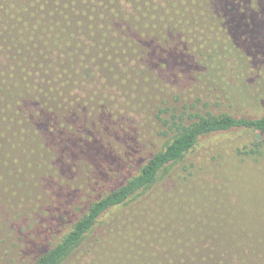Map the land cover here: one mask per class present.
<instances>
[{
  "label": "trees",
  "instance_id": "obj_1",
  "mask_svg": "<svg viewBox=\"0 0 264 264\" xmlns=\"http://www.w3.org/2000/svg\"><path fill=\"white\" fill-rule=\"evenodd\" d=\"M171 1L178 6L184 20L182 32L175 39L170 36L164 44L148 36L142 38L137 44L135 60L161 68L167 84L180 85L178 72L182 73L187 78L182 89L193 93L201 89L203 82L226 73V63L220 59L227 55L236 63L238 59L242 60L241 74H247L243 87L252 84V72L264 64V0ZM19 25H15L17 30ZM11 40L22 59L8 69L0 70V120L6 121L0 125V150H6L4 140L13 148L14 141L24 138L25 129L42 130L41 134L55 151V158L42 180L54 189L50 199L54 218L50 219L55 222L68 214L76 192L91 184L88 180L80 182L78 177L81 171L76 167L83 158L95 167L92 174L103 181L102 185H108L100 196L85 203L84 212L58 239L27 264H63L75 252L79 253L83 264H149L159 249L169 256L160 264H264L263 232L256 235L251 227L240 223V219L232 218L227 223L217 220L215 224L212 219L207 221L204 214L196 217L193 210H188L189 206L182 209L188 204L186 201L176 203V219L153 221L140 209H135L131 214L134 216L130 215L128 220H123L124 215L119 218L180 164L184 171L188 170L187 166L195 167L197 171L219 160L263 154L264 95H255L244 87L238 93L241 97L238 102L220 112L208 110L185 116L186 111L177 113L166 107L160 108L158 115L169 111L163 120L168 128L162 133L165 139L158 149L144 155L134 172L116 179L115 171L129 159L128 153L136 139L132 142L127 133L123 137L112 133L109 139L104 136L108 135L107 104L117 99L111 74L113 65L90 72L89 77H84L85 81L72 80L69 75L52 72L51 68L38 66L39 69L32 71L34 64L27 60L24 37L14 36ZM10 46L11 41L0 36V63L4 65L8 60L4 51ZM206 57L213 58V62L207 61ZM30 73L35 74L40 91H56L57 96L68 104L77 105L76 108L83 112L74 132L52 130L47 123L53 114L46 110H41L39 117L29 114L35 100L23 98L22 94L24 79ZM75 98L86 104L90 98L94 106L90 105L89 109L93 111L79 107ZM16 108L22 112L17 120L13 117L18 115ZM69 112L77 113L73 109ZM11 121L16 122L15 125ZM7 130L13 139L4 138ZM190 211L194 214L192 218L186 216ZM100 227L104 236L99 238L103 239L95 240L100 243H91L89 249L83 250V245ZM131 228L136 229L138 237L128 238ZM156 241L159 249L154 245ZM146 246H150L149 249Z\"/></svg>",
  "mask_w": 264,
  "mask_h": 264
},
{
  "label": "rangeland",
  "instance_id": "obj_2",
  "mask_svg": "<svg viewBox=\"0 0 264 264\" xmlns=\"http://www.w3.org/2000/svg\"><path fill=\"white\" fill-rule=\"evenodd\" d=\"M183 22L180 9L171 0H0V36L11 41V46L4 51L8 60L5 65L0 63V70L22 59L11 40L20 35L24 37L27 60L34 64L32 71L39 69L38 66L51 68L52 72L69 75L72 80L85 81L90 72L113 65L111 74L117 99L107 104L108 135L101 133L108 139L112 133L122 137L127 133L132 142L136 139L128 153L129 159L115 171L118 179L120 175L134 172L144 155L158 149L165 139L162 133L168 128L163 120L169 111L158 115L160 108L177 113L186 111L185 116L208 110L220 112L241 98L238 93L245 87L243 80L247 75L241 74L244 68L241 59L236 63L234 58L223 56L220 61L226 63V73L203 82L204 89L199 87L201 89L193 93L182 89L187 81L182 73L178 72L180 85L167 84L161 68L135 60L139 40L148 36L164 44L170 36L175 39L182 32ZM17 23L21 24L18 30ZM28 61L26 63L30 64ZM250 75L248 72L249 78ZM252 75V84L248 83L245 88L255 95H264V64ZM23 88L22 97L35 100L29 114L39 117L41 110L53 114L47 123L52 130L74 132L78 127L83 112L77 105L68 104L57 96L56 91H40L34 73L26 75ZM74 101L80 103L79 107H85L84 110L93 111L89 109L93 103L90 98L88 104L76 98ZM71 109L77 113L72 114ZM16 112L15 120L22 116V112ZM3 123L6 121L0 120V125ZM25 130L24 138L14 141L13 148L4 140L6 150H0V264H27L84 212L87 201L100 196L108 186H103V181L92 174L95 167L83 158L76 167L81 171L78 177L80 182L88 180L91 184L76 192L66 216H61L58 222L50 219L54 218L50 203L54 189L42 180L55 158V151L41 134L42 130ZM81 131L86 136L84 129ZM5 136V139H13L8 130ZM208 166L197 171L187 166L188 170L184 171L180 164L119 218L124 215L123 220H128L135 209H140L153 221L176 219V203L186 201L188 204L182 209L189 206L188 210H193L196 217L204 214L207 221L212 219L215 224L217 220L227 223L232 218L240 219V223L251 227L256 235L264 233V153L219 160ZM145 203L147 206H143ZM194 214L190 211L186 216ZM135 230H128V238L138 237ZM103 231L101 227L96 229L83 250L89 249L91 243L99 244L96 241L103 239L99 238L104 236ZM154 245L159 249V242ZM159 250L149 264L167 260L169 256ZM63 264L83 263L75 252Z\"/></svg>",
  "mask_w": 264,
  "mask_h": 264
},
{
  "label": "snow or ice",
  "instance_id": "obj_3",
  "mask_svg": "<svg viewBox=\"0 0 264 264\" xmlns=\"http://www.w3.org/2000/svg\"><path fill=\"white\" fill-rule=\"evenodd\" d=\"M55 137L53 136V139H54ZM53 179H55V177H53Z\"/></svg>",
  "mask_w": 264,
  "mask_h": 264
}]
</instances>
